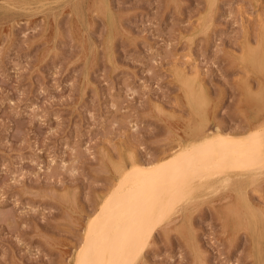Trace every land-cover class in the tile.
Wrapping results in <instances>:
<instances>
[{"label":"rangeland","instance_id":"obj_1","mask_svg":"<svg viewBox=\"0 0 264 264\" xmlns=\"http://www.w3.org/2000/svg\"><path fill=\"white\" fill-rule=\"evenodd\" d=\"M9 2L0 7V264H73L130 137L143 143L133 155L149 161L202 119L207 132H232L264 114V0ZM249 185L258 220L231 216L225 190L204 186L187 222L173 214L155 231L147 264H264V178Z\"/></svg>","mask_w":264,"mask_h":264},{"label":"bare ground","instance_id":"obj_2","mask_svg":"<svg viewBox=\"0 0 264 264\" xmlns=\"http://www.w3.org/2000/svg\"><path fill=\"white\" fill-rule=\"evenodd\" d=\"M262 51L264 52V50ZM183 87L187 88L184 85ZM192 104L194 111H197L196 100L192 99ZM202 120L194 126L188 138L182 139L181 137L179 139V146L177 145L176 149L171 148L170 154L157 157V159L152 157L153 159L149 161H140L137 155L136 157L134 155V163H130L128 167H124L123 164L118 169L120 177L118 180L116 178L117 181L114 180L116 183L111 186L110 192L102 199L100 205L88 219L84 236L81 235L83 236L82 242L79 246L77 245L78 249L73 264H77L80 259V246L85 244L89 225H91L95 236L103 239L109 234L114 235L120 231V224L124 219L128 220L129 226H134L137 221L143 220L144 226L151 228L149 232L151 239L155 231L162 227L173 214H181L185 219L184 222H187L193 208L197 205L198 195L195 192L204 186H206L205 189L209 187L214 189V192L220 188L225 190L224 194L229 198V202L226 204L230 210L228 214L231 216L246 215L250 217L254 215L257 219L253 203L251 204L249 201L251 198L248 200L247 186L261 179L259 170L261 142L258 135L252 134L257 133L261 125L264 124V114L256 118L250 117L244 131L242 127L241 130L235 128L232 132H226L216 124L215 130L207 132L205 120ZM92 207L95 206L92 205ZM113 258L118 257H99L102 260Z\"/></svg>","mask_w":264,"mask_h":264},{"label":"snow or ice","instance_id":"obj_3","mask_svg":"<svg viewBox=\"0 0 264 264\" xmlns=\"http://www.w3.org/2000/svg\"><path fill=\"white\" fill-rule=\"evenodd\" d=\"M0 7H16L14 3L9 0H0ZM214 7L212 3L209 8ZM260 31L264 34V18L261 19L259 25ZM264 68V66H262ZM261 103L264 104V92L260 95ZM244 118V114H241ZM134 131V130H133ZM261 142V156L259 162V170L261 177L264 178V124L258 129L257 133ZM129 148L134 151L136 147H143V143L136 137H130L128 141ZM133 151H128L124 158V167H128L130 163L135 162ZM119 167V162L116 164ZM255 167L256 165H252ZM150 227L144 226V221L139 220L134 226H129L127 219H124L120 224V231L116 234H109L103 239H99L92 232L91 225H89L88 237L85 244L80 246V259L77 264H147L144 259L145 249L150 247L149 232ZM104 257H118L113 259H99Z\"/></svg>","mask_w":264,"mask_h":264}]
</instances>
